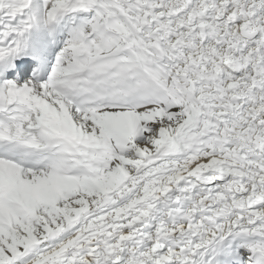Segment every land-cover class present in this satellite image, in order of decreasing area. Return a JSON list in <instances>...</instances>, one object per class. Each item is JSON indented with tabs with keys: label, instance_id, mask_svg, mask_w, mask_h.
I'll use <instances>...</instances> for the list:
<instances>
[{
	"label": "snow or ice",
	"instance_id": "6c2138e0",
	"mask_svg": "<svg viewBox=\"0 0 264 264\" xmlns=\"http://www.w3.org/2000/svg\"><path fill=\"white\" fill-rule=\"evenodd\" d=\"M0 264H264V0H0Z\"/></svg>",
	"mask_w": 264,
	"mask_h": 264
}]
</instances>
